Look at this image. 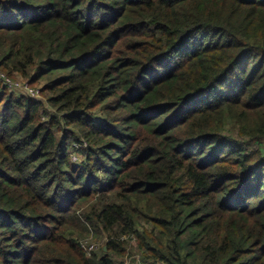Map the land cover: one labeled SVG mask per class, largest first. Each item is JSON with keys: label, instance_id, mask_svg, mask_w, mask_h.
Instances as JSON below:
<instances>
[{"label": "trees", "instance_id": "1", "mask_svg": "<svg viewBox=\"0 0 264 264\" xmlns=\"http://www.w3.org/2000/svg\"><path fill=\"white\" fill-rule=\"evenodd\" d=\"M0 73V264H264V0H0Z\"/></svg>", "mask_w": 264, "mask_h": 264}, {"label": "built area", "instance_id": "2", "mask_svg": "<svg viewBox=\"0 0 264 264\" xmlns=\"http://www.w3.org/2000/svg\"><path fill=\"white\" fill-rule=\"evenodd\" d=\"M0 81L2 85L16 94H26L33 98H41L40 88H33L29 81L15 80L4 73H0ZM80 160V157L78 158ZM80 247L85 251L87 256L101 249L98 244L92 239V236L86 238H76ZM125 264H143L140 255H127L124 257Z\"/></svg>", "mask_w": 264, "mask_h": 264}, {"label": "rangeland", "instance_id": "3", "mask_svg": "<svg viewBox=\"0 0 264 264\" xmlns=\"http://www.w3.org/2000/svg\"><path fill=\"white\" fill-rule=\"evenodd\" d=\"M15 80H23V81H28L26 80L25 78H23L22 76H17L16 78H14ZM33 86V85H32ZM42 85H38V86H33V88H40V90L42 89ZM8 91H11L9 89H7ZM41 96H42V91H41ZM83 156L82 153H80L78 150H75V151H71V159L73 161V163H76V164H82V161H80L78 158ZM92 236V239L98 244V247L99 246H102V248L104 247V244H105V240L103 238H101V236L99 235H92V234H85V235H78L76 234L75 235V238H86V237H90Z\"/></svg>", "mask_w": 264, "mask_h": 264}, {"label": "water", "instance_id": "4", "mask_svg": "<svg viewBox=\"0 0 264 264\" xmlns=\"http://www.w3.org/2000/svg\"><path fill=\"white\" fill-rule=\"evenodd\" d=\"M104 250H106V246H104Z\"/></svg>", "mask_w": 264, "mask_h": 264}]
</instances>
